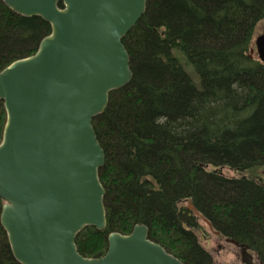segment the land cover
I'll list each match as a JSON object with an SVG mask.
<instances>
[{"label": "trees", "instance_id": "16d2710c", "mask_svg": "<svg viewBox=\"0 0 264 264\" xmlns=\"http://www.w3.org/2000/svg\"><path fill=\"white\" fill-rule=\"evenodd\" d=\"M263 21L264 0H146L122 40L131 81L92 120L106 227L78 234L82 257L103 256L110 233L145 225L183 264H212L198 241L202 221L264 264V64L249 56ZM49 33L0 0V71ZM5 118L0 101V142ZM0 264H18L1 225Z\"/></svg>", "mask_w": 264, "mask_h": 264}, {"label": "water", "instance_id": "95a60500", "mask_svg": "<svg viewBox=\"0 0 264 264\" xmlns=\"http://www.w3.org/2000/svg\"><path fill=\"white\" fill-rule=\"evenodd\" d=\"M1 1L50 26L34 54L0 71L6 115L0 225L13 259L18 264H183L149 240L145 225H135L128 235L110 233L99 258L82 257L75 245L83 229L106 227L99 180L105 158L92 120L104 112L109 94L131 81L122 40L144 14L146 0ZM254 53L264 64V34L255 38L249 56ZM225 242L239 249L241 264H254L247 246Z\"/></svg>", "mask_w": 264, "mask_h": 264}, {"label": "rangeland", "instance_id": "374dc122", "mask_svg": "<svg viewBox=\"0 0 264 264\" xmlns=\"http://www.w3.org/2000/svg\"><path fill=\"white\" fill-rule=\"evenodd\" d=\"M261 34H264V21L257 26L252 41L253 46L255 38ZM220 173L227 178H238L242 176V174L232 172L226 168L221 169ZM197 236L200 245L210 254L212 264H241L238 248L227 244L222 238L215 236L202 221H199Z\"/></svg>", "mask_w": 264, "mask_h": 264}, {"label": "flooded vegetation", "instance_id": "af4514ba", "mask_svg": "<svg viewBox=\"0 0 264 264\" xmlns=\"http://www.w3.org/2000/svg\"><path fill=\"white\" fill-rule=\"evenodd\" d=\"M215 236H217V235H215ZM254 262V264H257L255 261H253Z\"/></svg>", "mask_w": 264, "mask_h": 264}, {"label": "bare ground", "instance_id": "6f19581e", "mask_svg": "<svg viewBox=\"0 0 264 264\" xmlns=\"http://www.w3.org/2000/svg\"><path fill=\"white\" fill-rule=\"evenodd\" d=\"M11 63H12V62H11ZM11 63H10V64H11ZM10 64H9V65H10ZM6 67H7V66H6ZM2 70H3V69H2ZM2 70H1V71H2Z\"/></svg>", "mask_w": 264, "mask_h": 264}]
</instances>
